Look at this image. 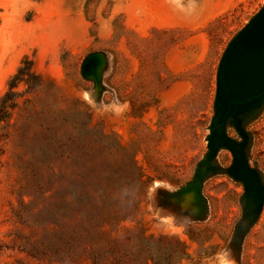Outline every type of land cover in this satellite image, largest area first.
I'll list each match as a JSON object with an SVG mask.
<instances>
[{
	"label": "rangeland",
	"instance_id": "1",
	"mask_svg": "<svg viewBox=\"0 0 264 264\" xmlns=\"http://www.w3.org/2000/svg\"><path fill=\"white\" fill-rule=\"evenodd\" d=\"M195 2L186 17L169 0H0V95L24 57L42 79L2 132L0 264H130L128 239L141 230L181 240L180 264H213L225 248L235 264H264V212L233 242L241 184L206 179L200 221L164 199L206 153L219 60L264 4ZM93 53L105 60L99 88L80 74ZM124 102L123 115L101 114ZM246 130L264 183V109ZM217 163L227 168L230 154ZM168 219L183 229L173 233Z\"/></svg>",
	"mask_w": 264,
	"mask_h": 264
},
{
	"label": "water",
	"instance_id": "2",
	"mask_svg": "<svg viewBox=\"0 0 264 264\" xmlns=\"http://www.w3.org/2000/svg\"><path fill=\"white\" fill-rule=\"evenodd\" d=\"M104 62L100 53L87 55L81 65V77L99 88ZM212 109L205 137L206 153L196 164L191 181L176 192L164 194V199L177 205L191 219L200 221L207 214V201L202 194L206 179L225 174L241 184V218L233 236L238 248L264 212L263 178L249 165L252 136L246 130L264 109V4L231 38L221 55ZM228 130H233L237 138L230 137ZM223 150L231 156L227 168L217 163Z\"/></svg>",
	"mask_w": 264,
	"mask_h": 264
},
{
	"label": "trees",
	"instance_id": "3",
	"mask_svg": "<svg viewBox=\"0 0 264 264\" xmlns=\"http://www.w3.org/2000/svg\"><path fill=\"white\" fill-rule=\"evenodd\" d=\"M41 85V76L34 71L32 59L24 57L16 68L15 73L8 79L6 90L0 95V143L6 139L2 132L9 125L14 111L18 109L24 96L27 97L37 91ZM20 86L24 88L23 91H18ZM2 153L3 146L0 145V156ZM128 240L127 252L130 254V264H180L181 260L189 259L185 252V244L174 236L146 237L141 230ZM164 250L166 254H164ZM176 251L182 255L178 260H174L173 257ZM117 252L114 245V248L109 253L112 255L114 253L117 254ZM127 252L126 250L123 252V258L128 257Z\"/></svg>",
	"mask_w": 264,
	"mask_h": 264
},
{
	"label": "clouds",
	"instance_id": "4",
	"mask_svg": "<svg viewBox=\"0 0 264 264\" xmlns=\"http://www.w3.org/2000/svg\"><path fill=\"white\" fill-rule=\"evenodd\" d=\"M170 7L175 11L176 9H179L181 13H183L184 16L186 17H194L197 15V10H198V5L195 2V0H192L187 7L180 2V0H169ZM103 109V112L101 113L106 114V113H111L114 116H121L123 115L127 109H128V104L127 102L124 103H115L112 104L111 106H101ZM165 226L170 228L173 233L179 232L183 229V226L180 225H175L174 221L172 219H168L164 222ZM213 264H235L232 253L230 249H221L217 251L213 257Z\"/></svg>",
	"mask_w": 264,
	"mask_h": 264
}]
</instances>
